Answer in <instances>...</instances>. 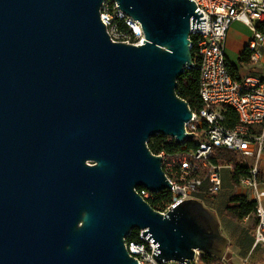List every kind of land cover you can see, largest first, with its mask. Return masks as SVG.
I'll use <instances>...</instances> for the list:
<instances>
[{
    "label": "water",
    "instance_id": "obj_1",
    "mask_svg": "<svg viewBox=\"0 0 264 264\" xmlns=\"http://www.w3.org/2000/svg\"><path fill=\"white\" fill-rule=\"evenodd\" d=\"M103 1L0 0V264H137L134 229L158 262L222 259L200 200L162 214L135 191L171 187L149 138L193 135L175 89L205 18L192 0H114L140 23L134 45L110 39Z\"/></svg>",
    "mask_w": 264,
    "mask_h": 264
},
{
    "label": "built area",
    "instance_id": "obj_2",
    "mask_svg": "<svg viewBox=\"0 0 264 264\" xmlns=\"http://www.w3.org/2000/svg\"><path fill=\"white\" fill-rule=\"evenodd\" d=\"M195 11L202 12L205 29H189L192 67L199 69L198 97L202 106L191 109L185 132L192 144H179L181 149L153 153L161 158V168L171 184L166 189L169 201L154 209L162 214L183 200L202 198L213 200L222 186V169L232 170L215 160L218 149L233 151L247 161L248 171L238 179V186L249 193L254 202L253 247H264V181L259 178V166L264 161V79L256 75L234 77L225 61L227 33L231 24L240 21L250 27L252 35L247 43L249 60L258 63L264 48V0H192ZM100 20L112 41L134 45L143 44L140 23L117 8L114 0H105L99 9ZM259 25L263 28L260 30ZM191 66L188 67L192 68ZM227 109L233 111L235 124H230ZM166 141L174 140L165 136ZM148 142V140H147ZM148 147V143H146ZM135 191L146 202L154 194L146 188ZM137 231V239L128 236ZM124 238V248L137 264H228V258L208 263L202 252L195 250L186 261H156L152 258L154 244L134 229ZM245 264V260L242 262Z\"/></svg>",
    "mask_w": 264,
    "mask_h": 264
},
{
    "label": "crops",
    "instance_id": "obj_3",
    "mask_svg": "<svg viewBox=\"0 0 264 264\" xmlns=\"http://www.w3.org/2000/svg\"><path fill=\"white\" fill-rule=\"evenodd\" d=\"M258 28L261 30L263 26L259 25ZM251 35L252 31L250 27L242 22L235 21L231 24L227 33L225 48L226 65L231 73L237 78L247 75H256L261 79H264V48L262 58L258 63H252L249 60V51L246 46ZM259 171L261 174H264V161L261 162ZM229 175L230 178L228 176H223L222 174L221 189L215 198L211 200L212 202L210 205L202 202L214 213L217 211L224 213L225 206L232 194L249 196L247 190L232 183L231 170ZM227 179H229L230 184L234 189L227 185ZM225 219L224 223L227 233L225 256L229 260L228 264H235L234 259L240 261V263L245 260V264H261L264 260V247L260 245L253 247L254 216L249 215L241 220H233L229 217ZM235 251L238 252L237 255L235 254Z\"/></svg>",
    "mask_w": 264,
    "mask_h": 264
},
{
    "label": "trees",
    "instance_id": "obj_4",
    "mask_svg": "<svg viewBox=\"0 0 264 264\" xmlns=\"http://www.w3.org/2000/svg\"><path fill=\"white\" fill-rule=\"evenodd\" d=\"M234 75V74H233ZM234 77H236L234 75ZM198 81L199 69L192 67L185 69L183 74L177 79L176 94L184 99L191 109H197L202 106L198 97ZM227 116L230 118V124H235L236 117L232 110L227 109ZM165 136L156 134L148 139V148L153 153H158L161 150L173 152L181 149V146L174 140L166 141ZM185 144H192L189 140ZM216 161L225 165H232L231 179L234 185H238V179L242 175H246L248 171L247 161L236 152L218 149ZM259 178L264 181V174H259ZM170 194L167 190H162L154 194V199L149 201V205L157 209V206H162L169 201ZM254 202L243 194H232L229 197L228 203L225 206L224 213L227 217L233 220H241L246 216L253 215ZM137 231L132 232L128 239H137ZM202 259L208 263L215 262L218 259L211 255H202Z\"/></svg>",
    "mask_w": 264,
    "mask_h": 264
},
{
    "label": "rangeland",
    "instance_id": "obj_5",
    "mask_svg": "<svg viewBox=\"0 0 264 264\" xmlns=\"http://www.w3.org/2000/svg\"><path fill=\"white\" fill-rule=\"evenodd\" d=\"M229 173H230V170L227 167H224L223 170H222L223 176H228L230 178ZM227 185L230 188H233L234 189V187L230 184L229 179H227ZM201 200H202L203 203H205L207 205H210V203L212 202L211 200H208L206 198H202ZM215 213H216L215 215L217 216L218 221H219V230L222 233V235H224L226 237L227 233H226V230H225V223L224 222L226 220L225 218H228V217L223 212H220V211L219 212L217 211ZM260 246H262V245H260ZM235 254L237 255L238 252L235 251ZM234 263L235 264H242V262L240 263V261H238L236 259H234ZM261 264H264V260L262 261Z\"/></svg>",
    "mask_w": 264,
    "mask_h": 264
}]
</instances>
